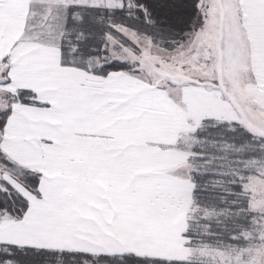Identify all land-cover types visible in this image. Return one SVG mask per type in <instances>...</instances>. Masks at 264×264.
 I'll return each mask as SVG.
<instances>
[{
	"label": "snow or ice",
	"instance_id": "1",
	"mask_svg": "<svg viewBox=\"0 0 264 264\" xmlns=\"http://www.w3.org/2000/svg\"><path fill=\"white\" fill-rule=\"evenodd\" d=\"M34 7L42 39L29 34ZM177 8V0H0V264H201L218 188L243 222L213 252L223 264H264V208L252 183L264 177V123L233 102L239 83L264 113V0H194L197 18L181 40L163 24ZM25 10L23 30L17 23L10 34ZM89 10L135 21L142 13L147 29L109 16L113 31L96 52L86 29L103 17ZM221 10L247 41L242 66L225 51ZM193 66L206 75L189 79ZM218 125L250 140L213 142L222 155H208L201 133ZM229 151L249 155L225 167ZM170 209L184 220L165 237L155 223ZM197 210L203 233L191 229Z\"/></svg>",
	"mask_w": 264,
	"mask_h": 264
},
{
	"label": "trees",
	"instance_id": "2",
	"mask_svg": "<svg viewBox=\"0 0 264 264\" xmlns=\"http://www.w3.org/2000/svg\"><path fill=\"white\" fill-rule=\"evenodd\" d=\"M146 3H152L153 0H145ZM178 8L170 14L167 18L163 20V24L166 27L170 28L168 35L171 39L174 40H181L184 38L185 33L189 32L194 22L196 21V12L193 8L194 0H177ZM90 15L93 17H103V20L99 23H90L87 26V31L90 32L92 35L86 41L87 45L94 49L96 52H102L101 47L104 45V34L109 32L107 26V20L109 16L113 23H125L131 26H135L141 31L147 29V26L143 23V15L140 13L141 16L140 21H135L128 19L124 13L122 12H115L109 14L106 11H97V10H89ZM158 21L161 18L160 13H153ZM87 19V17H86ZM73 27V22L69 20L68 28L71 29ZM150 31V29H149ZM76 33L71 32L69 35V39H74ZM103 38L100 42L96 44L97 39ZM167 46V45H166ZM224 105H220V108H223ZM201 137L205 139L203 144V149L206 154L212 156H221L222 153L218 151V144L213 142L224 141L230 144H233L235 148H240L245 144L246 141L250 140V136L247 133L241 134L240 130L237 131H229L225 125H218L214 128H209L207 131L201 133ZM192 143V141H189ZM255 143V142H253ZM199 150V148L194 149ZM249 155L248 152H234L229 151L228 156L229 159L223 160V166H228L230 164V159L243 156L247 158ZM207 179V176L205 177ZM238 190V189H237ZM224 189L218 188L215 192L216 199L212 202L210 207L213 208V213L210 217L211 221V232L208 236L203 237V241L206 245L210 246V248H216L217 246L223 247L225 243L231 242L229 241L228 232L226 229L230 230L235 223H242L239 219H236L235 216L228 212V208L230 205L231 200L233 199L232 196L225 197V201L221 202V198L224 197ZM202 212L199 210L195 211L191 217V229L193 232L203 233L207 231L208 221L201 219ZM236 230V229H232ZM197 259H201V264H223V262L211 260L208 258L198 256ZM63 264V258H61ZM74 264H81L80 260H76Z\"/></svg>",
	"mask_w": 264,
	"mask_h": 264
},
{
	"label": "rangeland",
	"instance_id": "3",
	"mask_svg": "<svg viewBox=\"0 0 264 264\" xmlns=\"http://www.w3.org/2000/svg\"><path fill=\"white\" fill-rule=\"evenodd\" d=\"M49 2L50 0H35L33 2V5H35L36 3L47 4ZM34 11L36 12V15L35 17L29 19V23L34 24L35 27L32 28L29 34L36 39H42L44 38L43 28L41 27V19H40L42 10L34 7ZM223 11L224 10H221L219 24L223 28L225 51L233 57V61L236 65L242 66L243 61H245L247 58L248 44L247 42H245L244 34L238 28L231 27L228 24L226 18L223 15ZM107 27L110 31H113L109 26ZM219 38H220V28L217 29V34L211 36L210 39L218 44ZM102 39H103L102 37L99 38V40L97 39L96 44L100 42ZM186 72L189 73L188 74L189 79H195L196 77H204L207 73V70L198 69L195 66H193L191 69L186 70ZM238 76L241 82L247 79L246 71L239 72ZM205 83H208V81L205 80ZM235 87L238 93V97L233 102L236 103L237 105H243L245 108H252L253 117L257 120V122L264 123V113H259V110L255 109V102L248 99V90L246 88H242L239 83H237ZM209 107L215 112H220L223 110V108L218 109L220 107V105L218 104H212L209 105ZM252 183H254L255 185L253 189L255 196L253 203L255 204L256 209L259 210L261 208H264V177H259V176L253 177ZM183 217H184L183 213L178 209L176 210L170 209L165 216H162L155 223V228L158 231H160L163 236L168 237L170 236L171 233H173L176 230L177 226L183 223ZM168 247L170 249L177 248V246L171 240L168 241ZM213 249L215 248H209L205 252L201 253L199 256L211 260L223 262L224 256L221 255L220 252H213Z\"/></svg>",
	"mask_w": 264,
	"mask_h": 264
},
{
	"label": "crops",
	"instance_id": "4",
	"mask_svg": "<svg viewBox=\"0 0 264 264\" xmlns=\"http://www.w3.org/2000/svg\"><path fill=\"white\" fill-rule=\"evenodd\" d=\"M34 1L35 0H33V2ZM28 15H29L28 11L25 10L23 14H19L18 19H13V21L11 22V25H10V30H11L10 34L16 33V24L17 23H19L20 29L23 30L24 19H25V17H28ZM245 42H247V41L245 40ZM0 43H3V41H0ZM247 50H248V47H247ZM183 216H184V214H183ZM183 220H184V217H183Z\"/></svg>",
	"mask_w": 264,
	"mask_h": 264
}]
</instances>
